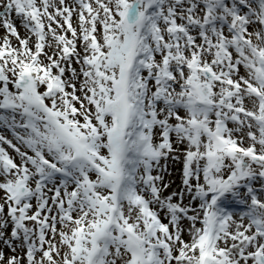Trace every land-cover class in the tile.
Returning a JSON list of instances; mask_svg holds the SVG:
<instances>
[{
  "label": "snow or ice",
  "instance_id": "1",
  "mask_svg": "<svg viewBox=\"0 0 264 264\" xmlns=\"http://www.w3.org/2000/svg\"><path fill=\"white\" fill-rule=\"evenodd\" d=\"M0 28V264H264V0H0Z\"/></svg>",
  "mask_w": 264,
  "mask_h": 264
},
{
  "label": "rangeland",
  "instance_id": "2",
  "mask_svg": "<svg viewBox=\"0 0 264 264\" xmlns=\"http://www.w3.org/2000/svg\"><path fill=\"white\" fill-rule=\"evenodd\" d=\"M2 34H3V29L0 28V35H2ZM170 170H172V169H170ZM172 179L175 180V182H176V184L174 185V190H175V187L178 186L179 183H180V181H179V171L178 170H173Z\"/></svg>",
  "mask_w": 264,
  "mask_h": 264
},
{
  "label": "bare ground",
  "instance_id": "3",
  "mask_svg": "<svg viewBox=\"0 0 264 264\" xmlns=\"http://www.w3.org/2000/svg\"><path fill=\"white\" fill-rule=\"evenodd\" d=\"M22 34H23V32H22Z\"/></svg>",
  "mask_w": 264,
  "mask_h": 264
}]
</instances>
